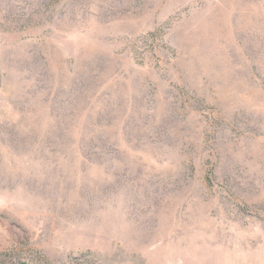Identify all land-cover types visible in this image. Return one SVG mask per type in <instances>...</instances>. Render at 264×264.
<instances>
[{"label": "rangeland", "instance_id": "1", "mask_svg": "<svg viewBox=\"0 0 264 264\" xmlns=\"http://www.w3.org/2000/svg\"><path fill=\"white\" fill-rule=\"evenodd\" d=\"M0 264H264V0H0Z\"/></svg>", "mask_w": 264, "mask_h": 264}]
</instances>
